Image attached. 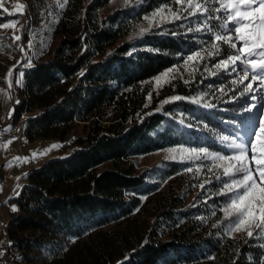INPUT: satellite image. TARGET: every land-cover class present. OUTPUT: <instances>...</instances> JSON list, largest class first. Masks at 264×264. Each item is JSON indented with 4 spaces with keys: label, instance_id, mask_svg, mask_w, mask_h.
I'll use <instances>...</instances> for the list:
<instances>
[{
    "label": "trees",
    "instance_id": "1",
    "mask_svg": "<svg viewBox=\"0 0 264 264\" xmlns=\"http://www.w3.org/2000/svg\"><path fill=\"white\" fill-rule=\"evenodd\" d=\"M28 2V11L0 7V28L16 20L21 39L30 30L34 40L30 59L18 57L12 78L21 85L14 86L16 104L0 132L22 127L23 140L35 143L63 141L78 123L87 130L68 155L28 170L18 195L7 201L13 208L0 223V243L8 241L0 254L4 264H264L252 239L225 235L221 195L183 211L181 193H171L142 238L118 253L93 246L108 226L131 216L149 190L133 158L185 140L209 143L210 132L221 133L225 114L198 100L214 82L205 65L187 75L176 70L201 47L198 40L210 42L211 35L194 31L177 0ZM159 8L178 17L141 29ZM226 48L218 49L223 58ZM171 70L170 79L152 89ZM179 170L170 163L159 178Z\"/></svg>",
    "mask_w": 264,
    "mask_h": 264
},
{
    "label": "rangeland",
    "instance_id": "2",
    "mask_svg": "<svg viewBox=\"0 0 264 264\" xmlns=\"http://www.w3.org/2000/svg\"><path fill=\"white\" fill-rule=\"evenodd\" d=\"M0 7L7 13L28 11L29 2L0 0ZM177 7L182 14L188 13L200 37L211 35L210 42L198 40L201 47L184 57L176 70L187 75L205 65L206 78L214 82L208 85L207 95H200L198 100L225 114L220 120L221 133L210 132L213 138L209 143L185 140L177 147L133 158L132 163L147 174L149 190L141 206L128 218L108 226L93 246L118 253L120 248L142 238L171 193H181L183 211L200 207L208 197L221 195L226 198L222 207L225 235L252 239L264 255V0H177ZM47 17L46 14L43 21ZM177 17L168 8H159L144 17L139 26L149 29ZM46 23L40 38L45 47L49 41ZM16 31V20L0 28V125L16 104L12 92L21 82L14 84L12 77L18 57L26 53L30 59L33 49L31 31L26 41ZM224 45L230 50L226 58L218 54ZM174 73L175 70L164 72L152 89L158 90ZM149 99L147 96L145 104ZM127 121L131 123V118ZM86 130L85 124L78 123L63 141L35 143L23 140L22 127L0 132L1 224L13 208L7 201L18 195L28 170L56 156L68 155L76 137ZM170 163L179 166V173L160 179ZM203 187H207L205 192ZM7 242L4 238L0 243V254L6 252ZM0 261L4 259L0 257Z\"/></svg>",
    "mask_w": 264,
    "mask_h": 264
},
{
    "label": "built area",
    "instance_id": "3",
    "mask_svg": "<svg viewBox=\"0 0 264 264\" xmlns=\"http://www.w3.org/2000/svg\"><path fill=\"white\" fill-rule=\"evenodd\" d=\"M0 264H4V262L3 261H0Z\"/></svg>",
    "mask_w": 264,
    "mask_h": 264
}]
</instances>
